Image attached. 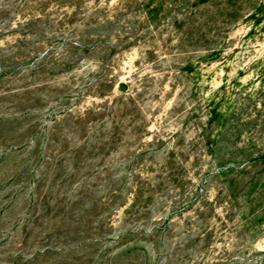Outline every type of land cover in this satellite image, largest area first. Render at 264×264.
Listing matches in <instances>:
<instances>
[{"label":"rangeland","instance_id":"rangeland-1","mask_svg":"<svg viewBox=\"0 0 264 264\" xmlns=\"http://www.w3.org/2000/svg\"><path fill=\"white\" fill-rule=\"evenodd\" d=\"M0 264H264V0H0Z\"/></svg>","mask_w":264,"mask_h":264}]
</instances>
